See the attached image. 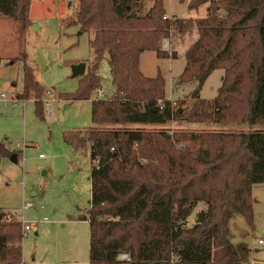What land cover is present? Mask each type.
I'll return each mask as SVG.
<instances>
[{
	"label": "trees",
	"instance_id": "trees-1",
	"mask_svg": "<svg viewBox=\"0 0 264 264\" xmlns=\"http://www.w3.org/2000/svg\"><path fill=\"white\" fill-rule=\"evenodd\" d=\"M147 1L78 0L71 21L81 32H92L93 58L76 90L59 97L89 99L101 87L102 59L114 88L110 97L92 100L90 127L63 132L75 149L89 144L95 162L89 208L82 217L89 226L88 264H248L250 248L242 240L231 242L229 223L240 214L254 229L252 189L264 183V130L169 132L134 125L264 126V0L188 1V10L209 6L207 16L194 21L198 37L184 51L185 65L174 80L175 87L195 85L179 99H167L162 74L145 76L139 59L145 51L174 59L175 51L162 50L160 43L185 22L166 15L164 0H151L145 9ZM31 2L0 0V19L18 22L25 32ZM21 57L22 51L12 60ZM216 69L224 71L216 95L200 98L204 81ZM22 81L17 97H32L35 114L43 119L46 88L27 64ZM13 153L0 141V159ZM199 203L205 209L188 225ZM5 213L0 208V264H22L21 224L4 221ZM120 253L130 260H117Z\"/></svg>",
	"mask_w": 264,
	"mask_h": 264
},
{
	"label": "rangeland",
	"instance_id": "rangeland-1",
	"mask_svg": "<svg viewBox=\"0 0 264 264\" xmlns=\"http://www.w3.org/2000/svg\"><path fill=\"white\" fill-rule=\"evenodd\" d=\"M77 6L78 0H32L31 25L23 33L19 31L18 22L0 19L6 23L3 41L12 40L18 53L22 51L25 55L14 60L12 65H8V61L13 56L0 62V141L19 155L17 161L10 157L0 159L3 179L0 183V208L13 213L15 218L17 215L20 221L30 222L31 228L21 242L22 264H88L89 260V226L82 217L89 208V176L95 162L91 160L89 144L83 149H75L63 140V132L84 130L92 125L91 102L97 98V90L92 91L86 100L69 101L59 97L61 93L75 91L84 76L72 77L71 65L89 64L93 58L88 45L92 32H81L77 25L71 23ZM166 6L167 12H175L180 18H185L183 27L175 29L160 43L162 50H173L176 57L158 58L154 51H147L141 58V66L147 67V71L142 70L150 77L158 71L162 74L167 95L172 83L173 88L179 90L173 99L187 98L194 82L175 87L174 80L185 65L184 50L196 39L194 21L206 17L207 12L204 6L188 11L178 0H166ZM24 64L33 69L36 80L46 88L43 119L35 114L32 97L11 99L22 91ZM97 72L103 92L100 97H110L114 88L106 59L100 61ZM223 72V69H216L207 77L201 87L200 98L210 100L216 95ZM49 90L50 94L47 93ZM46 102L51 103L49 113L46 112ZM134 126L169 132L264 130V126L247 123L186 121ZM262 185L264 183L253 190L258 201L253 202L254 229H249L240 214H235L229 223L231 242L242 240L248 244L249 261L264 262V246L257 243L259 239L264 240ZM27 203L30 207L23 209ZM201 207L203 203L193 209L188 225L194 223Z\"/></svg>",
	"mask_w": 264,
	"mask_h": 264
},
{
	"label": "crops",
	"instance_id": "crops-1",
	"mask_svg": "<svg viewBox=\"0 0 264 264\" xmlns=\"http://www.w3.org/2000/svg\"><path fill=\"white\" fill-rule=\"evenodd\" d=\"M188 1L189 0H185L184 2H179V0H178V2L181 4V5H183L184 6V8H186V10H188L187 9V3H188ZM151 4H152V1L151 0H149V1H147L146 2V4H145V9H147V8H149L150 6H151ZM202 6H204V10L207 12V7L209 6V4L208 3H205V4H202V5H200L199 7H197V8H195V9H199L200 7H202ZM31 7V6H30ZM164 8H165V12H166V15L167 16H173V15H175V17L176 18H179V19H182V18H180L175 12L174 13H169V12H167V6H166V0H164ZM195 9H192V10H195ZM188 11H191V10H188ZM31 13V12H30ZM30 18H31V16H30ZM204 18V17H203ZM183 19H185V18H183ZM196 19H200V18H196ZM195 19V20H196ZM5 26H6V23L4 22V21H1L0 20V61L3 63V62H5V61H8L7 59H9V57H11V56H13V58L14 57H16L17 55H18V51H17V46L15 45V44H13L12 43V40H10V41H8V42H4L3 41V36H4V34H3V31L4 30H6L5 29ZM196 32H197V29H196ZM197 37H198V33H197V35H196V39H197ZM195 39V40H196ZM194 40V41H195ZM193 41V42H194ZM192 42V43H193ZM191 43V44H192ZM188 48V47H187ZM186 48V49H187ZM185 49V50H186ZM184 50V51H185ZM145 52H147V51H145ZM145 52H143L141 55H140V59H139V70L145 75V76H148L147 74H148V72H143V70L142 69H144V71L146 70H148L147 69V67H145L144 66V68L141 66V58H142V56H143V54H145ZM9 63H8V65H12L14 62H13V60H10V61H8ZM87 64L88 63H86V66H87ZM148 77H150V76H148ZM171 83V82H170ZM13 85H15L14 84V82H13ZM170 87H171V91H170V94L169 95H167V93H166V91H167V86H166V83H165V97L167 98V99H173L175 96H176V94H177V92L179 91L178 89L177 90H175L174 88H173V84L171 83L170 84ZM174 89V90H173ZM101 90V89H100ZM172 90H173V92H172ZM192 90V89H191ZM172 92V93H171ZM11 99H13V101H16V100H21V99H19L18 97H17V94L16 95H14V96H12V98ZM12 155H14V158L12 159V160H14V161H17V159L19 158V155L18 154H15V153H13ZM11 157V156H10ZM1 174V173H0ZM1 177H2V175H1ZM90 181V180H89ZM2 182H3V179H2ZM255 186H260V184H254L253 185V189H252V195H253V198H254V200H256V198L254 197V193H253V190H254V188H255ZM262 186H264V185H262ZM261 187V186H260ZM263 188V187H262ZM257 201V200H256ZM258 202V201H257ZM24 209V208H23ZM201 209H205V205L203 204V207H201ZM4 212H6V211H4ZM7 213H10V214H12L13 215V213H11V212H8L7 211ZM14 216V215H13ZM16 217H17V215H16ZM86 221V220H85ZM87 222V221H86ZM250 255V254H249ZM254 262H261V261H257V260H255V259H251L250 261H249V264H252V263H254Z\"/></svg>",
	"mask_w": 264,
	"mask_h": 264
},
{
	"label": "built area",
	"instance_id": "built-area-1",
	"mask_svg": "<svg viewBox=\"0 0 264 264\" xmlns=\"http://www.w3.org/2000/svg\"><path fill=\"white\" fill-rule=\"evenodd\" d=\"M47 93L50 94V90L47 91ZM101 94H103V92L100 89L97 90V97H100ZM45 105H46V112L49 113L50 112V105H51V103L46 102ZM40 156H42V155H40ZM1 182H2V177H1V174H0V183ZM27 207H30V204L29 203L23 205V208H27ZM3 220L6 221V222H9V221H12V220L19 221L20 224H21V232H22V236L23 237H25L27 235L28 231L31 228L30 222L25 221L24 219H22L20 221L17 217L15 218V216L13 217L12 214L7 213V212L3 216ZM257 243H258V245L264 246V240H262V239H259L257 241ZM117 260H119V261H129L130 260V256L127 253H120L117 256Z\"/></svg>",
	"mask_w": 264,
	"mask_h": 264
},
{
	"label": "water",
	"instance_id": "water-1",
	"mask_svg": "<svg viewBox=\"0 0 264 264\" xmlns=\"http://www.w3.org/2000/svg\"><path fill=\"white\" fill-rule=\"evenodd\" d=\"M85 73H86V64L84 62L71 65V76L72 77L84 75ZM10 158L13 159L14 155H11Z\"/></svg>",
	"mask_w": 264,
	"mask_h": 264
}]
</instances>
